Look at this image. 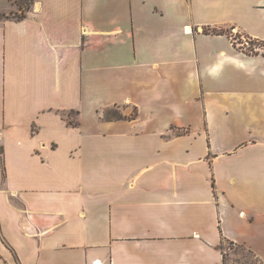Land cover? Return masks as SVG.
<instances>
[{"label": "crops", "instance_id": "1", "mask_svg": "<svg viewBox=\"0 0 264 264\" xmlns=\"http://www.w3.org/2000/svg\"><path fill=\"white\" fill-rule=\"evenodd\" d=\"M232 29L264 47V0H0V264H264V48Z\"/></svg>", "mask_w": 264, "mask_h": 264}, {"label": "rangeland", "instance_id": "2", "mask_svg": "<svg viewBox=\"0 0 264 264\" xmlns=\"http://www.w3.org/2000/svg\"><path fill=\"white\" fill-rule=\"evenodd\" d=\"M18 5H21L24 9L29 7L32 0H14ZM111 116H118V112L111 109L108 113ZM129 115H133V110ZM223 250L225 251V264H260L251 253L243 249L242 247L235 246L232 243L224 242Z\"/></svg>", "mask_w": 264, "mask_h": 264}, {"label": "built area", "instance_id": "3", "mask_svg": "<svg viewBox=\"0 0 264 264\" xmlns=\"http://www.w3.org/2000/svg\"><path fill=\"white\" fill-rule=\"evenodd\" d=\"M230 38L232 40V43L235 46L242 48L249 53H254L264 48L261 44L251 40L250 38L243 36L242 34L237 32L235 29L231 30ZM91 264H102V262L99 259H97V260L92 261Z\"/></svg>", "mask_w": 264, "mask_h": 264}, {"label": "trees", "instance_id": "4", "mask_svg": "<svg viewBox=\"0 0 264 264\" xmlns=\"http://www.w3.org/2000/svg\"><path fill=\"white\" fill-rule=\"evenodd\" d=\"M18 6H19V9L20 10H23L24 9L21 5H18ZM21 16H23V12L21 13ZM206 32H208V30ZM213 32H215V31H213ZM111 117H114V116H111ZM116 117H119V116H116Z\"/></svg>", "mask_w": 264, "mask_h": 264}]
</instances>
